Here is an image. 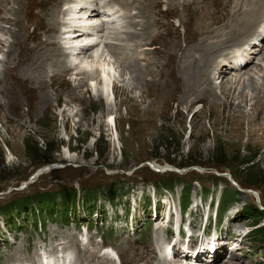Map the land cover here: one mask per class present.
Masks as SVG:
<instances>
[{"label": "rangeland", "instance_id": "374dc122", "mask_svg": "<svg viewBox=\"0 0 264 264\" xmlns=\"http://www.w3.org/2000/svg\"><path fill=\"white\" fill-rule=\"evenodd\" d=\"M7 1L8 8L0 15V18H4L0 23V76L7 58V47L12 41L7 31L9 28L16 30L13 20L17 19V15H13V10L19 11L18 18L23 23L19 24L21 28H26L19 37L25 34L28 47L36 43L31 41L32 37L37 42H44L47 37L51 36L52 39L56 35L59 38H54V42L67 46L63 45L62 34L47 30L46 14L54 6V0H45L44 3L42 0ZM102 1L104 3L107 0ZM144 1L139 0L136 8L139 6V11L151 10L153 19L158 17L162 25L170 26L169 35L166 36L165 27L160 29L158 26L159 30L152 27L153 37L144 42V47L136 49L135 54L131 45L141 44L138 42L140 38L137 42L128 41L127 50L124 48L128 53L121 51L125 52L129 61L135 57L142 67L156 61L158 67H153L154 72L161 71L163 75L169 72L171 79H177L182 50L200 40L195 17L190 14L191 11L183 12L181 4L184 0H178L175 7H171L168 0ZM202 1L205 2L202 6H209L216 12L212 15L213 20L218 21L213 25L212 29L215 30L225 25L222 21H228L233 16L229 14L228 17L222 12L223 5L226 2L229 4L228 1L237 3V0ZM56 5L61 11L67 8L60 2ZM112 8L117 10L116 7ZM136 8H129L128 15L136 16ZM103 14L93 21L98 24L106 20L105 25L100 27L101 32L91 37L92 43L98 44L93 49L99 52L96 60L86 56L82 58L68 49L71 55L65 59L68 68L59 70L60 73H52L57 77L55 81L52 78L45 81L46 92L51 99V107L46 114L25 105L22 99H26V89L32 87L31 83L23 82L16 68H10V72L8 70L6 81L12 82L8 83L7 91L15 87L17 93L11 98H21V102L19 109L9 111V105L5 106V100L0 97V207L39 194L47 198L52 195L57 200L42 211L35 207L27 212L6 215L0 211V264H13L16 250L25 257L36 253L37 259L45 263L49 260L47 255L53 254L49 249L50 244L57 247L53 258L69 257L71 264H80L77 248L67 246L69 239H77L81 247L88 246L91 252L95 247L100 248L96 259H104V251L111 249L113 255L118 253L120 256V259L111 258L114 264H120V261L122 264H148L147 259L154 257V254H140L154 243L155 237L158 246L172 242L168 244L171 245L168 246L170 254L173 248L176 250L165 264H193L194 259L181 257V254L187 253L186 247L189 246L190 251H193L189 254L192 257L197 250L205 248L214 253L210 245L211 242L216 245L215 240L229 243L214 247L220 251L214 258V264H219V261L224 264L227 261L224 258L229 260L227 255L234 254L236 259L230 260L233 264H264V239L252 233L256 227L264 226V216L255 226L248 213L249 207L264 211V137L247 139L245 125L242 132H224L223 121L218 116L208 117L201 103H195L191 108L179 107L183 116L180 122L176 104L172 103L164 113L168 114L166 120L161 115L162 118L156 117L152 126H144L142 118L134 111L133 103H127L121 88H126L127 95L135 98L142 91L132 89L130 71L129 74L124 71L120 55L116 56L106 48L111 44L113 47L120 44L112 39L119 33L118 30H128V20L120 21L116 15L109 19L111 12L107 11H103ZM118 14L123 15V11ZM178 19L183 20V24ZM110 25L119 27L110 29ZM161 31L165 38L168 37L167 41L174 39L172 37L175 35L179 38L173 40L174 45L167 43L161 46V40L157 37ZM126 37L129 38L130 34ZM102 42L108 45L104 44V47ZM250 45L256 49L255 44L251 42ZM22 48L23 44L16 45L14 51L19 52ZM175 48L177 51H174ZM234 48L226 50L222 67L223 70L231 71V74L223 75L235 79L240 91L251 82L261 88L264 84V49L261 53L255 50V54H251L248 69L232 72L227 65L233 63L228 53ZM17 65L24 66L19 60ZM102 68L110 77L107 91H102L98 82L102 81ZM51 71L49 69V74ZM96 71L100 75L99 79L95 76V80L90 82ZM82 82L87 85H82ZM213 83L216 95L221 100L218 89L220 80L215 79ZM53 84L56 86L51 88ZM114 87L118 89L113 90ZM72 91L77 101L68 97ZM243 92L250 101L241 104L242 110L254 116L251 93L247 89ZM34 93L40 95L38 90ZM146 102L139 108L145 109L149 100ZM105 111H111L112 115L107 117ZM195 115L198 116L197 129L192 126ZM89 120H93V123H87ZM262 124L264 129V122ZM251 158L254 159L252 164H242ZM153 163L159 167V171L151 166ZM249 182L254 183V186L249 185ZM170 183L174 184L173 189L161 188ZM186 189L190 192L189 203L183 209L181 195H185ZM60 192L76 193L69 207L62 205L58 195ZM85 226L88 227L87 231H84ZM237 234L244 238L235 237ZM202 241H208L209 247L201 246ZM124 242L126 245L122 246L125 248L119 247ZM155 255L158 261L155 259L152 264H162L158 252ZM137 256L141 258L137 259ZM207 260L200 257L194 261L208 264Z\"/></svg>", "mask_w": 264, "mask_h": 264}, {"label": "bare ground", "instance_id": "6f19581e", "mask_svg": "<svg viewBox=\"0 0 264 264\" xmlns=\"http://www.w3.org/2000/svg\"><path fill=\"white\" fill-rule=\"evenodd\" d=\"M42 1L43 3L45 2V0ZM53 2L55 3L54 6H52L49 12L46 14L47 15L46 19L48 21L47 30L48 32H55L56 34H62L64 36L63 38H61L63 40V45L64 46L67 45L68 48H66L67 46L63 47L60 43L54 42V38H59L57 37V35L52 39L51 36L47 37V39L44 42L42 41L37 42L34 37L30 36V38L32 37L31 41H35L36 43L32 44L34 46H32L31 48L28 47L27 40L25 39V34H22L23 36L19 37V34L25 32L26 28L25 26L21 28L20 26L21 24H19L20 22L22 23L20 18H18L19 11L16 12L13 10L14 13L13 15H17L16 17L17 19L13 20L14 21L13 26H15L16 30L14 31L9 28V31H7L12 41L11 44L7 47V55H6L7 58L4 61L3 71L0 76V97L3 101L5 100V106L9 105L8 107L10 109L9 111H13L14 110L13 108L16 109L20 108L19 105L21 102V98L12 100L11 95H16L17 93L15 87H13L10 91H7V87L9 86L8 83L12 82V81H8L7 83L6 81L8 70L10 68H14V69L16 68L20 79L25 83H29V82L31 83L32 87L26 89V91L28 92L26 99H22V101L25 100V105L31 107L33 110H38V112H40L41 114H46L50 110L51 99L48 96V93L46 92L47 83H45V81L46 80L50 81L51 78L53 81H55L57 77L52 73H56V72L60 73L59 70L63 68L65 70L66 67L68 68L65 59H68V57L71 56L69 55L70 53H68L69 50L73 52V54L75 52L76 55L81 56L82 58L86 56V58H89L93 61L96 60L97 54H99V52L93 51V49L97 47L98 44L92 43L91 37L96 36L97 33L101 32L100 27L101 26L103 27V24L105 25L106 20L104 21V23H101L99 19L100 22L99 23L97 22L98 24H94L93 21H97L94 19L98 18L99 16H102L103 11H107V12H111V16L109 19H111L114 15H116L118 16L120 21L121 20L123 21V19L125 20L126 18L128 20L127 21L128 30L119 31L117 29L119 33H116L115 38L113 37L112 39L113 41H118V43H120L118 44L117 47H113L112 44L110 46L107 43H104L105 45H108V47H106L104 46L103 42L102 44L104 47L109 48L110 52H112L114 55L116 56L120 55L121 60H123L122 66L125 69L124 71L127 72L128 74H129L128 70L130 71L129 75L131 77V81H133L132 84L134 87L132 89H140L142 91V94L138 98H135L127 95L126 88H121L122 91L121 93L125 95L127 103L134 104V105L132 104V106L134 107V111H136L139 114V116L142 118L143 125L147 124L148 126H152L154 124L156 117H161V115L163 118H165L168 114L164 115V113L167 109L171 107L172 103L176 104V109H177L176 114L178 115V121L180 122L182 121L181 117L183 116L179 111V107L185 106L186 108H191L195 103H201L202 106L207 110L208 117L216 116L217 118L218 116L220 120L223 121V123L225 124L224 132L226 131L242 132V130H244V125H245L246 126L245 136L247 139H252L255 137L261 138L262 136L264 137V129L261 127L263 125L262 123L264 122V84L261 86V88H258L256 85H254L255 83L253 84L251 82V80H247L251 82L250 85L249 84L244 85V89L250 91L251 100L254 102L252 104V108L254 110V116H250V114H247L242 110V106H241V104H246L247 102L250 101V100L248 101V96L243 92L244 89L243 91H240V89L237 88L238 83L235 85V79L233 78L228 79L225 75H223L225 73L230 75L231 71L222 69L223 65L225 64V60H224L225 52H227L226 50L231 47L232 48L236 47L232 49L231 52L228 53V55L232 56L233 58L231 59L233 61L232 65L231 64H230L231 66L227 65L229 69H232V72L235 70L240 71L244 68H247L251 63V59H250V57L252 58L251 54H253L255 50H258V52L260 53L263 51L264 43H261L260 41L264 42V20H263L264 0H237V3H232L231 1H228L229 4H227L226 2L223 5L224 8L222 12L228 14V17H230L229 14L233 16H231L232 18L229 19L228 21L225 20L222 21L223 24H225L223 25L224 27L222 26L216 30L212 29L213 25L216 24V22H218L216 20H213L212 18V15L216 13L214 12V10L212 11L211 8L209 9V6H202L201 4H203L204 2L202 0H184L181 4L183 12L186 11L189 13L191 11L190 14L194 15L195 23L197 27H199L198 30L197 29L196 30L198 32V37H200V40L195 43H192L190 46H185L184 50H182L183 54L180 59L181 60L180 69L177 68L179 71L177 75L178 77H176L177 79L174 80L171 79V74H169V72L166 73V75H163L162 74L163 72L161 73V71L154 72L152 70L153 67H156L158 65L155 63L156 61L151 62L152 63L151 67L147 66L150 65L151 63L146 64V67H142L141 65L140 67L138 61L134 59L135 57L134 58L132 57V59H130L129 61L127 58L128 56L124 55L125 52L121 51L124 50V48L126 49V47L128 46L127 43L130 44V42L128 41L133 40V42H137L136 40L140 38L141 40L139 39L138 42L141 44L131 45L132 46L131 50L133 54H135V52H137L136 49H140L141 47H144V42L147 39L153 37L152 27L156 28L157 30H159V27L160 29L165 27V31H167L166 36L169 35L170 26L162 25L158 17H156V19L155 18L153 19V15L152 13H150L151 10L139 11L138 9L139 6L136 8L137 6L136 4L139 2V0H107L104 3H102L103 2L102 0H98V1L97 0L96 1L54 0ZM57 2H60L64 7H67L66 9H64L65 11L58 10L56 5ZM144 2H147V0H145ZM169 2L171 7H175V5H177L178 3V0H168V3ZM148 3H150V1ZM7 6H8L7 0H0V15H3L6 8H8ZM109 6L116 7L117 10L114 11L113 8ZM223 6H221L220 8H222ZM131 7L134 9L136 8L137 10L136 16L135 15L131 16L130 14L128 15L127 11ZM10 11L12 10L10 9ZM122 11H123V15L122 14L117 15V13H121ZM235 12L237 13V15ZM3 19L4 18L2 16L0 18V23L3 21ZM182 21H180L181 24H183ZM113 26L110 25V29H116L119 27V25L118 27H113ZM63 29L65 31H63ZM131 29H134V31L131 32ZM128 34H130L129 38L126 37ZM175 34L176 33H174L173 35ZM253 35L254 37L252 38ZM157 37L161 40L160 43L161 46H164L167 43L168 44L171 43L172 45H174L175 43L173 40L179 38L178 36L175 35L174 37H172L174 39H170L167 41L168 37L165 38L162 31L158 32ZM157 37H155L156 40ZM250 37L252 39L246 42V40ZM96 39L100 40V38H96ZM82 41L83 43H81ZM251 42L256 45L255 47L256 49H253V47L251 48L250 45ZM20 44H23V48L21 49V51L19 52L14 51V47ZM99 45H101V43ZM119 50L121 52H118ZM174 51H177L176 48L174 49ZM76 55L74 57H76ZM235 55H237L238 57H234ZM100 56L103 57L102 55ZM145 56L147 55L145 54ZM18 60L21 61V64H24V66H18L17 65ZM61 61L62 63L64 62V64H62ZM240 64L243 65L240 66ZM49 69L52 70L51 74H49L50 73ZM101 72L102 74L101 73L100 74L102 75L101 76L102 81L99 80L98 82L101 86L102 91L104 90L107 91L109 90L108 88L110 87L109 83L107 82L110 79V77H108V73L104 70V68H102ZM103 74H105L106 76L104 77ZM95 76L99 79L100 75L99 73L97 74V71L96 73H94V76L92 75L93 78H90L89 81L91 82L95 78ZM215 79L220 80V85L218 89L220 91V95L222 96L221 100H219L216 95V91H215L216 87H214V83H213ZM223 80L225 81L223 82ZM262 80H264V75ZM85 84L86 83L82 82V85L85 86ZM50 86L51 88H53V86L56 85L53 84ZM114 89H118V88L114 87L113 90ZM35 90H38V92H40L39 96L35 94L36 92L34 93ZM68 97L71 100L77 99L73 91L70 93ZM148 100H149V104H147L146 108L143 110L140 109L139 106L147 103L146 101ZM79 101L81 102V99H79ZM105 114L107 117H110L112 115V112L105 111ZM166 119L167 117L165 118V120ZM197 119L198 116L195 115L192 120L193 121L192 126L193 128L196 129H197L196 127ZM87 123H93V120H89ZM114 124L116 125V121L114 122ZM197 139L200 140L199 137ZM236 236L237 238H241V240L244 238L243 236H240L238 234L235 235V237ZM155 238L156 239L154 240V243L149 244L145 253L140 255L147 256L154 254V257L152 256L150 258L152 261L150 259L149 260L147 259V261H149L148 264H152L153 260L155 259L157 260L156 258L157 255L155 254L156 252H158V254L160 255L159 262L165 264L167 258H171L173 256L172 254H174L176 250L172 247L173 249L170 254L168 250L169 245L163 243L162 246L161 245L158 246L159 242L157 240V237ZM215 241L217 242L218 245L217 244L215 245V243L212 242L210 245V247L213 246L214 253L208 252L207 250L209 248H205V250L204 249L197 250L193 254L194 257H192L189 256V254L193 253V251L192 250L190 251V248L188 246L186 247L187 253L181 254V257L184 259L190 257L188 260H193V259L195 260L200 257H202L203 259H207V258L214 259L218 256L217 253L220 252L218 249L214 247L216 246L219 248L220 243H224V246L225 244L229 243L228 240H227L228 243H225V241H217V240ZM171 243L172 242H170L169 244ZM89 245H91L90 241H89ZM122 245H126V243L124 242L119 246L121 248H125ZM67 246H73L77 248L80 264H114L111 258L120 259L118 253H116L117 255H113L111 249H107V250L104 249L105 250L104 253L106 254L105 256H103L105 257L104 259L103 258L96 259L98 253L100 254L101 251L100 248L95 247L94 250L91 252L89 251L88 246L81 247L78 244L77 239L76 240L69 239L67 241ZM201 246L209 247L208 241H202ZM56 248H57L56 245H52V244L49 245V249L53 252V254L55 253ZM62 249H66V247H63ZM71 249L73 248L71 247ZM53 254L47 255L49 257L48 258L49 260L47 259L48 261L44 263L41 261L40 258L37 259L36 253H34L30 257H25V256H21L22 254H20L19 250H16L13 254L14 256L12 258L13 261L12 263L22 264L26 262L28 264H71V260H69V257L68 258L64 257L60 259V257H57L55 255L56 258H53L54 257ZM120 255L123 254L120 253ZM183 255H186V257H184ZM139 258H141V256ZM139 258L137 256V259ZM224 259L227 260L225 262L226 264H233L230 260L231 259L235 260L236 257L234 254V256L233 255L229 256V260L226 259V257ZM127 260L131 261V259H127ZM125 261L126 260H124V262ZM218 263L221 264V261H219ZM120 264H122L121 261Z\"/></svg>", "mask_w": 264, "mask_h": 264}, {"label": "trees", "instance_id": "16d2710c", "mask_svg": "<svg viewBox=\"0 0 264 264\" xmlns=\"http://www.w3.org/2000/svg\"><path fill=\"white\" fill-rule=\"evenodd\" d=\"M253 158L248 159L244 162H242V164H252L253 163ZM249 185L254 186V183L249 182ZM174 184L170 183L165 185L163 188H167V189H173ZM189 189L185 190V195H181V201L184 204V206H182L183 209H185V207L188 205L189 201ZM60 194V195H59ZM60 201L62 203L63 206L69 207V205L71 203L74 202V199L76 198V193H63L60 192L58 193ZM56 195V196H58ZM50 198L45 197L44 194H39L33 197H26V198H22V199H18L16 201H12V202H8L5 203L2 207H0V211L3 214H8V213H18V212H27L28 209H31L33 207H35L37 210L42 211L44 210V207H46L47 205L50 204H54V201H56V197L50 195ZM183 198V199H182ZM181 203V204H182ZM182 204V205H183ZM219 205V202H218ZM248 213H249V219L252 221V224H254L255 226H258L259 222L263 219L264 216V211H261L259 209H256L255 207H249L248 208ZM7 221V220H6ZM8 222V221H7ZM252 233H255L257 235L258 238H262L264 239V226L263 227H256Z\"/></svg>", "mask_w": 264, "mask_h": 264}, {"label": "water", "instance_id": "95a60500", "mask_svg": "<svg viewBox=\"0 0 264 264\" xmlns=\"http://www.w3.org/2000/svg\"><path fill=\"white\" fill-rule=\"evenodd\" d=\"M156 169H158V167L154 166Z\"/></svg>", "mask_w": 264, "mask_h": 264}]
</instances>
